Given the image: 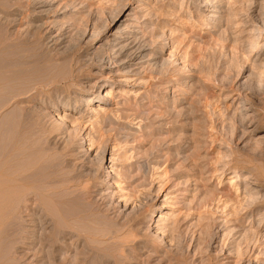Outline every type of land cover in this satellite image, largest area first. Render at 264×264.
I'll list each match as a JSON object with an SVG mask.
<instances>
[{
    "label": "rangeland",
    "instance_id": "rangeland-1",
    "mask_svg": "<svg viewBox=\"0 0 264 264\" xmlns=\"http://www.w3.org/2000/svg\"><path fill=\"white\" fill-rule=\"evenodd\" d=\"M32 1L5 19L48 38L49 81L0 123L40 116L30 136L58 191L77 197L63 208L92 214L98 236L62 238L24 216L27 235L0 239V264H264V183L249 159L264 152V0Z\"/></svg>",
    "mask_w": 264,
    "mask_h": 264
},
{
    "label": "bare ground",
    "instance_id": "bare-ground-1",
    "mask_svg": "<svg viewBox=\"0 0 264 264\" xmlns=\"http://www.w3.org/2000/svg\"><path fill=\"white\" fill-rule=\"evenodd\" d=\"M42 1L36 0L30 5V7L36 8L37 6L42 5L43 3ZM23 6L24 5H22L21 2H16V0L14 1L0 0V15L3 16V17L1 16L0 18V111L7 106H13L20 102H24L28 99L30 100L39 99L38 97H40L39 95L43 91H40L38 90V88H35L37 82L36 80L44 79L52 69L51 67L43 63V58L41 56L42 52L40 51L42 46H45L47 50L48 42L46 41L48 40V38L45 37L44 39H40L37 34L35 37H33L34 35H32L26 37L21 36L22 37L21 38L15 35V33L13 34L12 32H10V27L11 26L13 27V25L15 24L14 23L15 20H7L5 19V17L10 15H15V13L21 12ZM60 43L62 44V42H59V44L57 45H60ZM69 67L70 68L72 67L70 63H69ZM45 79L48 80V78ZM38 83H42V82L40 81L37 82V84ZM44 86L45 85H42L43 88ZM30 115H32L33 120L30 119L27 121V118L29 117H27L26 119L23 117L24 119L18 118V120L16 119V121H14L15 120L14 118V120L12 122H9V124H3L5 120L2 123H0L1 133L2 131L5 132L7 130L8 132L15 131L16 133L14 132L12 134H17V135H13L14 137L12 138L6 137V139L4 138L5 140L3 139H1L2 141L0 140L1 141L0 169L3 171V175H2L3 177H0L1 178L0 184L3 186L4 184H7V187L9 188L14 186L15 189H17V191L19 190V192H22L23 194L21 197L20 195L15 197L14 196L15 194H13L12 191H10V193L7 191L8 192L7 194L10 195H6L5 194V188H7L6 185L4 186L5 188L2 186L4 189L2 190L0 189V239L5 241V243L6 240L8 241V239L9 241L10 240L16 241V243L23 241V237H25V234L27 233V231H25L24 229L25 228L24 216L30 217V219L37 222V226H40L41 228L45 226L46 221L49 220L53 226V229L56 230L58 236L62 238L77 237L79 239L81 238L80 237L81 235H79L80 231H83L85 235L83 234L82 235L85 237H90V238L96 237L95 235H97V233L93 232L95 227L93 225L94 224L93 222H95L96 220L94 221L91 220L90 216L92 214H90L89 216L88 214H86L87 212L85 213L86 215H84L82 214L84 212H81V214H79L78 212L70 213L69 211H66L67 209L64 210V208H66V207L63 208L64 205L67 204L70 205V203L72 202L77 203L76 201L77 197L73 195L74 194L73 192H72L73 194L72 193L65 194L62 193L61 191H58V188L55 187L54 183H56V181L57 180L59 181L60 179L57 176L59 173L56 175L55 173L56 170L54 171L49 170V164H50V168H52L51 167L52 159L49 160V158H47L44 155L45 153L43 154L40 151H38L39 150L38 144L40 142L37 141L38 136H35L33 134H31L30 136L29 133L34 130H38V129L40 130L46 126L43 124V122H41L39 118L40 116L35 117L34 116L35 114H30ZM23 116L26 117V115ZM61 128L62 127L59 124L52 126V130L53 129L60 130ZM249 159L251 160L253 159V166L255 167V171L259 174L258 175L259 178L257 177L258 181L264 183V166L262 164L264 161V152L253 153V158L249 157ZM248 161L249 160L247 159V162ZM250 163L251 161H249V164ZM47 171L50 172L46 173ZM29 186L32 187L34 191H32L31 188H29ZM27 194L32 195L30 199L36 201L35 202L36 205L33 204L35 205V207L31 208V204H27L28 199L26 200L25 198ZM261 204L259 206H262ZM45 205H48L50 207L45 208L46 207ZM254 208L255 207H253L252 209L254 210ZM36 211L41 213L39 217L32 219L36 216L37 214L35 213ZM29 212L32 214L28 215ZM204 232L206 236L204 237L205 239L203 238L204 240L203 243L208 248L210 242L214 240L216 234L214 231H209V229L206 231L204 230ZM202 235H204V233ZM253 235L255 236V234ZM248 236L249 235H245V237L247 238L245 239V242H243V244L245 243L244 245L247 246L246 249H249L248 246L250 243V237L252 238V236L250 237ZM203 240H201V242H198V245H201ZM40 242L41 243L39 244H41V247L44 246L45 243H49V246L50 245L54 246L56 243L53 238L48 239L47 241L46 239L44 241L41 239ZM2 243L1 245H3ZM90 244L89 245L86 244V245L89 246L88 247L89 250L93 251L94 245L91 244L92 246H90ZM182 249H183V243L182 241H178L177 242L178 254L177 257L174 258L177 263H182L184 261L180 259V257H182L183 255ZM202 251L199 252V254L201 253L203 254ZM240 253H239L240 257L242 256L244 258L245 251L243 253L242 252ZM47 255L50 256L51 260L54 261L56 260L55 259L56 257L55 256L53 257L54 254L48 253ZM242 257L240 259H242ZM65 261L66 259L63 260V262ZM207 261L208 264H213L215 263L216 260L215 257L208 256ZM70 264H80V263L77 262V260H75Z\"/></svg>",
    "mask_w": 264,
    "mask_h": 264
}]
</instances>
